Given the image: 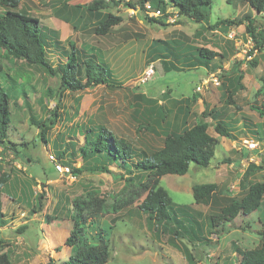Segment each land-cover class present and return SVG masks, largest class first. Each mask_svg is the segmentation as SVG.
<instances>
[{
    "label": "rangeland",
    "instance_id": "obj_1",
    "mask_svg": "<svg viewBox=\"0 0 264 264\" xmlns=\"http://www.w3.org/2000/svg\"><path fill=\"white\" fill-rule=\"evenodd\" d=\"M92 1L21 0L18 8L13 9L39 21L48 36L46 56L51 65L65 63L72 43L76 49L83 48L88 55H95L97 61L108 68L117 86L64 92L58 109L59 119L48 131L44 143L37 126L30 123V117L39 121L54 110L53 101L44 91L47 86L55 88L57 80L34 67L0 58L4 72L13 79L18 77L17 81L26 87L25 99L18 98L10 109L9 136L18 153L0 150V176L8 175L15 182L10 193L2 196L5 225L0 229L3 241L0 255H6L9 264H67L69 248L64 241L72 229L71 216L87 217L90 213L75 211L72 201L87 202L90 196L101 201L104 211L94 203L92 211L96 214L87 217L88 222L111 227L106 264H237L240 253L261 244L264 197L257 211L227 220L216 227V231L208 223L209 217L219 214L227 204V198L240 194V183L250 166L258 169L249 172L247 184L264 183V142L261 140L264 116L251 110V106L259 108L264 102V88L260 90L264 83V49L250 54L252 42L246 34L245 21L237 27L220 25L214 30L210 27L217 19L239 20L247 15L261 29L264 16L254 14L246 5L212 0L208 23L196 24L179 18L178 24L162 26L146 21L141 14L129 16L125 1L115 0L122 2L116 6L111 3L101 12L120 15L122 22L105 36H98L92 16L74 8ZM4 10L0 7V11ZM153 40L177 42L178 49H207L218 57L213 60L210 71L163 73L159 61L146 63L147 50ZM233 64H238L244 88L233 95V105L224 106L219 75L230 70ZM150 66L152 73L145 76ZM213 76L217 86L211 81ZM192 95L198 99L191 107L187 126L206 123L208 134L217 139L218 145L207 168L191 164L183 176H163L160 186L167 190L175 204L191 207L206 221L208 227L204 235L210 242L194 245L164 235L139 211L145 193L137 186L145 181V174L128 166L117 167L102 156L84 160L79 153L85 131H97L98 127L125 140L136 154H150L160 149L165 133L181 128L178 101ZM210 111L217 112V119L231 132L234 141L216 134L215 120L206 115ZM247 142L257 147L250 150ZM60 153L63 156L57 159ZM75 170L81 173L74 175ZM129 178L132 181H126ZM20 182L26 183V188L27 184L31 186L29 204L18 200ZM209 183L216 185L215 192L205 203L195 204L192 187ZM38 195L44 197L41 208H38ZM21 226L26 228L19 234L16 231ZM184 253L191 259H186Z\"/></svg>",
    "mask_w": 264,
    "mask_h": 264
},
{
    "label": "trees",
    "instance_id": "obj_2",
    "mask_svg": "<svg viewBox=\"0 0 264 264\" xmlns=\"http://www.w3.org/2000/svg\"><path fill=\"white\" fill-rule=\"evenodd\" d=\"M21 0H0V7L6 10L0 11V58H5L11 62H21L29 67H34L45 74L50 79H56L55 88L47 86L44 95L49 97L54 103V110L48 117L42 120H35L30 117L39 129L38 135L42 142H46L48 131L59 119L58 109L61 106L63 93L77 92L81 90L95 88L97 86L116 87L117 81L111 76L107 67L97 61L95 55H88L83 48L76 49L69 44V54L62 65L53 66L49 63L46 50L49 45L48 36L43 31L36 18H33L17 9ZM125 1L126 9L142 8L148 2L155 8H160L163 12L170 8L172 14L177 19L185 18L196 24L208 23L212 0H122ZM122 1L115 0H94L86 5H75V9L86 11L95 21L94 32L98 36H105L115 26L122 22L120 15L112 13H102L113 3L115 6ZM228 5L238 3L246 5L254 14L264 16V0H225ZM137 14H141L138 12ZM144 17V16H143ZM146 21L154 24L166 26L162 19H151L144 17ZM246 22L245 31L252 42L250 54L254 51L261 52L264 49V27L259 29L250 16L244 19H217L210 27L216 29L220 25L240 26ZM52 37V36H51ZM51 42V41H50ZM177 42L153 40L147 50L146 63L159 61L162 64L163 73L171 71L183 72L196 69L213 70L212 62L218 55L213 51L203 48H177ZM57 48V42H53ZM180 65V66H178ZM237 65L233 64L228 71L219 75L220 87L223 90L221 95L224 106L233 105V95L243 89L241 83L242 76L237 71ZM255 65V62L252 63ZM19 78L13 79L7 75L2 65H0V150H8L17 154L16 144L10 140L9 125L11 123V106L16 105L17 99H25V85ZM264 88V83L260 90ZM198 97L192 95L189 98L178 101L180 108L179 114L182 115V122L178 131L165 133L163 146L150 153H138L123 139L117 138L113 133L104 127H98L97 131L87 129L84 135V144L79 147L82 159H90L95 156H102L109 163L117 167L128 166L136 169L138 173L145 174V181L138 183L137 189L145 193V197L139 204V211L146 215L148 222L157 226L164 235L175 239L186 240L189 244H206L210 241L204 235L206 226L216 231L215 228L225 223L227 220H234L238 217L243 218L257 211L264 197V183L255 182L247 184V176L251 170L258 168L250 166L243 181L240 183L241 191L238 196L227 198V204L220 209L219 214L211 215L209 223L203 221L201 215L186 205L175 204L166 189L160 186V179L166 175L183 176L188 172L189 165L193 164L199 168H207L213 158L214 151L218 145L217 139L211 137L207 132V124L202 122L187 126L191 107L196 103ZM260 117L264 116V102L259 108L252 107ZM207 116L215 120L214 131L219 137L234 141L231 132L217 119V112L210 111ZM203 115L204 117L206 116ZM263 140L264 142V138ZM23 146H27L23 143ZM60 159L63 154L57 155ZM137 157L136 161L130 163ZM101 170L105 171V168ZM253 170V171H254ZM81 171L75 170L74 175ZM126 181H132L129 178ZM22 184V185H21ZM20 182L21 195L18 200L29 204V196L32 194L31 186ZM15 182L9 179L8 175L0 176V229L5 225V215L3 213L2 196L9 194ZM27 189V191H25ZM31 189V191H30ZM216 190V185L200 184L194 185L191 189L195 204L205 203ZM12 199V195L10 196ZM87 202L72 201V208L77 212L88 210L87 217L94 216L96 211H92L95 203L100 210L104 211L101 201L90 196ZM43 195H38V208H41ZM34 212V207L31 208ZM73 220L72 229L69 236L65 239L64 245L69 248L67 264H106L109 258L108 231L109 225L104 223L99 226L96 221H89L87 217L81 215L71 216ZM243 225H246L241 221ZM25 226L17 229L21 234ZM261 244L258 248L246 250L240 253L237 264H264V232L260 238ZM3 241L0 240V247ZM186 259L191 256L184 253ZM0 264H9L6 255H0ZM50 264V263H48Z\"/></svg>",
    "mask_w": 264,
    "mask_h": 264
},
{
    "label": "built area",
    "instance_id": "obj_3",
    "mask_svg": "<svg viewBox=\"0 0 264 264\" xmlns=\"http://www.w3.org/2000/svg\"><path fill=\"white\" fill-rule=\"evenodd\" d=\"M129 16H135L138 12L141 13L142 16L151 18V19H162V21L166 24H172L176 21V16L172 14V10L170 8H167L164 12L160 8L153 7L150 3L146 2L143 4L142 8L139 9L136 7V9L129 8L127 9ZM256 52V51H255ZM152 66L145 72V76H149L152 73ZM211 81L214 83V85L217 84L216 78L213 76L211 77ZM247 147L252 150L253 148L257 147V145L253 142H247ZM51 160H54L51 158Z\"/></svg>",
    "mask_w": 264,
    "mask_h": 264
}]
</instances>
